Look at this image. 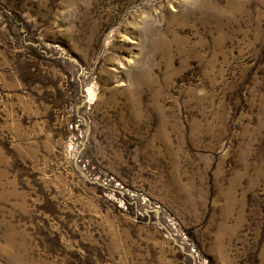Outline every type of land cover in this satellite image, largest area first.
<instances>
[{
	"label": "rangeland",
	"instance_id": "374dc122",
	"mask_svg": "<svg viewBox=\"0 0 264 264\" xmlns=\"http://www.w3.org/2000/svg\"><path fill=\"white\" fill-rule=\"evenodd\" d=\"M0 264H264V0H0Z\"/></svg>",
	"mask_w": 264,
	"mask_h": 264
}]
</instances>
